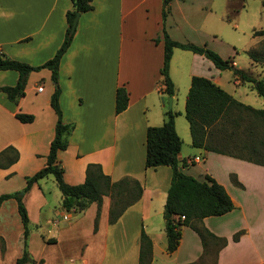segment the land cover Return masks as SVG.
I'll list each match as a JSON object with an SVG mask.
<instances>
[{
	"label": "crops",
	"instance_id": "obj_1",
	"mask_svg": "<svg viewBox=\"0 0 264 264\" xmlns=\"http://www.w3.org/2000/svg\"><path fill=\"white\" fill-rule=\"evenodd\" d=\"M91 2L92 10L80 14L72 42L59 64L62 120L73 126L68 147L58 153L59 165L69 185L83 183L87 165L94 163L112 181L123 177L137 180L143 188L142 196L114 224L108 222L110 199L104 197L94 231L97 205L93 203L82 212H67L61 207L60 191L52 184L58 205L54 206L55 210L51 207L50 219L42 224L37 216L32 221L25 207L28 236L24 235L22 223L18 236L23 235L24 242L39 238L45 248L53 245L71 250L68 262L62 264H138L139 238L144 231L152 240L151 264L197 263L204 255V248L198 234L189 227L182 228L177 249L171 254L166 251L163 209L171 168H145L146 130L161 126L171 110L176 113L174 126L182 141L178 154L182 172L199 181H205L206 175L215 179L224 186L234 204L232 211L202 220L210 232L227 239V245L216 254V264H264V165L192 147L184 117L187 93L182 109L176 97V81L186 83L188 92L192 76L207 78L226 91L222 78L225 70L216 69L202 55L174 49L169 68L175 89L171 109H168V96L163 93L160 76L163 29L174 41L206 46L211 37L210 0H171L165 21L163 0ZM71 8L70 0H0V57L33 67L50 60L64 40L66 13ZM233 64L238 68L234 60ZM251 64L258 66L252 61ZM50 76L48 69L31 72L24 95L16 103L0 92V152L9 146L18 152L14 164L0 168V195L23 193L20 195L23 199L27 194L30 199L39 197L38 213L48 201L42 194H35L37 183L27 193L24 188L26 178L45 166L54 138L57 116L50 106L54 91ZM234 77L237 85L251 89L249 83H241ZM17 80V72L0 71V87L14 86ZM39 87H42L40 92ZM118 87H124L128 94L127 108L120 114L115 113ZM17 113L32 115L33 121L21 123L15 117ZM185 147L190 152H185ZM199 156L202 168L196 169L200 164L197 162L182 166L184 161ZM212 160L218 163V169L211 165ZM231 175L241 187L232 182ZM20 189L23 192L19 193ZM16 209L18 213L15 199L0 205V264H5V243L13 234L12 226H20ZM32 222L41 226L42 231L31 230ZM86 223L88 228L82 230ZM239 231L243 233L234 242L232 237ZM86 234H89L87 241L83 239ZM28 253L34 261L50 264L45 256ZM22 254L12 258L10 264H17Z\"/></svg>",
	"mask_w": 264,
	"mask_h": 264
},
{
	"label": "trees",
	"instance_id": "obj_2",
	"mask_svg": "<svg viewBox=\"0 0 264 264\" xmlns=\"http://www.w3.org/2000/svg\"><path fill=\"white\" fill-rule=\"evenodd\" d=\"M72 8L66 13V33L64 40L54 56L40 66H30L7 57H0V71L12 70L18 73V80L14 86L0 87V92L6 94L9 101L16 103L23 95L26 80L31 72L48 69L54 86L50 99V106L57 116L54 138L50 143L49 153L43 168L31 177L26 178L24 192L48 175L53 176L62 200L61 207L69 212H82L91 204L97 205L94 221V231L97 230L98 218L104 197L110 199L108 222L114 224L124 211L135 204L142 196L143 188L140 183L131 178L123 177L112 181L104 174L99 164H88L83 183L69 185L63 179V169L59 165L58 153L68 147V138L73 126L62 120V110L59 105V64L62 56L68 50L74 32L71 34L73 19L77 13L83 14L92 10L91 0H70ZM170 1L163 0L162 19L165 21L170 11ZM264 5V0H261ZM253 36H264V30L253 31ZM155 42H158L155 40ZM163 63L160 69L163 93L172 97L175 94L174 85L169 75L170 61L174 49H181L202 55L212 62L220 71L233 70L241 83H249L258 96L264 97V78L258 79L247 71L237 68L233 60H225L206 46L191 43H180L172 40L165 29L162 31ZM260 51V52H258ZM247 57L258 66L264 68V45L260 50H247ZM128 105V94L124 87H118L115 94V113L120 114ZM171 110L166 113V121L158 127H148L146 130L145 168L168 166L172 170L170 186L163 209L165 221L166 251L173 253L179 244L183 227L193 229L201 239L204 255L208 254L210 245L217 246V252L227 245V239L218 237L202 225L207 217L222 216L234 209V204L224 186L206 175L205 181L182 172L178 154L182 141L176 133L174 117ZM16 119L21 123H31L33 116L17 113ZM184 117L189 126L191 145L194 148L221 154L224 156L245 160L264 165V109H255L236 100L232 95L221 89L211 80L192 76L190 87L185 99ZM247 151L250 156H243L240 151ZM18 160V152L9 146L0 152V168H7ZM186 167L185 161L182 163ZM232 182L241 187L234 175ZM8 199H15L18 213L24 230L28 236L29 218L23 203V197L18 193L0 195V205ZM243 231L232 237L237 242ZM152 240L142 231L139 238L138 264H151ZM202 256V258H203ZM202 258L197 262L200 263ZM17 264H33L24 242L23 254L16 260ZM194 263V264H197Z\"/></svg>",
	"mask_w": 264,
	"mask_h": 264
},
{
	"label": "rangeland",
	"instance_id": "obj_3",
	"mask_svg": "<svg viewBox=\"0 0 264 264\" xmlns=\"http://www.w3.org/2000/svg\"><path fill=\"white\" fill-rule=\"evenodd\" d=\"M209 17V31L211 37L206 45L207 48L217 53L225 60H234L237 63L238 68L240 69L253 70V72H248L251 76L258 79H263V66L253 67L251 61L245 53L251 48L260 50L261 46L264 45V36H253V31L264 30V5L262 4V1L210 0ZM222 78L226 83L225 90L228 93L232 94L235 98H237L244 104L250 105L254 108L264 109V97L258 96L255 90L249 89L247 85H237L235 83V77L230 70H225L224 72H222ZM186 86V83L183 85L182 81H176V97L180 101L181 109L183 106V100L187 93ZM184 149L185 152H190L187 147H185ZM194 151L197 152V149ZM240 152L245 157L250 156V154L245 150ZM197 163L200 164H198L196 169L202 168V161ZM211 165L216 169L219 168L218 163L213 160L211 162ZM52 184L57 188L56 182L51 175H48L47 177L37 182L35 194H42L43 197L48 201V205L42 207L39 213L37 211V207L39 206V204H41L40 198L37 197L35 199H30L29 194L24 197L23 202L25 204V207H28L29 209L32 221L35 220L38 216V219L43 224V222L49 218L51 207L52 210L56 209L54 206L58 205V201L56 199V196L54 195V192L52 191ZM20 192H23L22 189H20L19 193ZM40 207L41 206H39V208ZM14 213L17 215V220L20 226H17V228L15 226H12L13 234L8 237V241H6L5 243L7 250L6 255L3 256V262L5 264H10L12 258L23 252L24 237L23 235L18 236L19 229L21 228V220L19 214L17 213V209ZM55 217L58 219V217L54 215L53 218ZM34 228L38 229L40 232L42 231V229H40L41 226L37 227L32 222V224H30V229L34 230ZM81 228L82 230L87 229V223L86 225H82ZM38 239L39 238L36 237L28 239V241L26 242L27 251H32V254H34L35 256H45L46 258H48V261H50V264H62V262H68L67 255H70L72 253L71 250L55 247L53 245H48V247L45 248L43 247L42 242ZM83 239L87 241L89 239V234L84 235ZM216 250L217 246L210 245L208 254L202 258L200 263L197 264H216ZM33 264H41V262L34 261Z\"/></svg>",
	"mask_w": 264,
	"mask_h": 264
},
{
	"label": "water",
	"instance_id": "obj_4",
	"mask_svg": "<svg viewBox=\"0 0 264 264\" xmlns=\"http://www.w3.org/2000/svg\"><path fill=\"white\" fill-rule=\"evenodd\" d=\"M79 17H80V14L77 13L73 19V23H72V27H71V31H70L71 34L76 30V26H77ZM167 102H168V109H171L172 98L168 97ZM20 195H23V193H20Z\"/></svg>",
	"mask_w": 264,
	"mask_h": 264
},
{
	"label": "built area",
	"instance_id": "obj_5",
	"mask_svg": "<svg viewBox=\"0 0 264 264\" xmlns=\"http://www.w3.org/2000/svg\"><path fill=\"white\" fill-rule=\"evenodd\" d=\"M39 92L42 91V87H39L37 89ZM201 158L200 157H194V159L187 160L185 163L186 164H191L192 162H200Z\"/></svg>",
	"mask_w": 264,
	"mask_h": 264
}]
</instances>
